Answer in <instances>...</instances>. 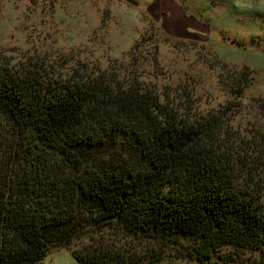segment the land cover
<instances>
[{"label": "trees", "instance_id": "1", "mask_svg": "<svg viewBox=\"0 0 264 264\" xmlns=\"http://www.w3.org/2000/svg\"><path fill=\"white\" fill-rule=\"evenodd\" d=\"M111 73L0 69V264H41L52 244L108 227L202 264H264V134L234 147L218 135L227 108L191 118ZM98 242L74 251L79 264L162 259Z\"/></svg>", "mask_w": 264, "mask_h": 264}, {"label": "rangeland", "instance_id": "2", "mask_svg": "<svg viewBox=\"0 0 264 264\" xmlns=\"http://www.w3.org/2000/svg\"><path fill=\"white\" fill-rule=\"evenodd\" d=\"M173 1L180 11L168 0H0V69L44 63L64 79L86 69L134 73L191 118L227 108L218 135L244 147L264 134V0ZM243 69L252 80L236 96L230 87ZM257 178L264 187V169ZM92 236L142 258L161 253L157 264H202L113 227L52 244L41 264H79L74 251L98 244Z\"/></svg>", "mask_w": 264, "mask_h": 264}, {"label": "crops", "instance_id": "3", "mask_svg": "<svg viewBox=\"0 0 264 264\" xmlns=\"http://www.w3.org/2000/svg\"><path fill=\"white\" fill-rule=\"evenodd\" d=\"M170 3L172 2L173 4H175V8H177L178 9V11H180V7L178 6V4L177 3H175L173 0H168ZM163 2H166V0H163ZM181 8H182V6H181Z\"/></svg>", "mask_w": 264, "mask_h": 264}]
</instances>
